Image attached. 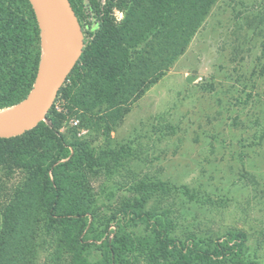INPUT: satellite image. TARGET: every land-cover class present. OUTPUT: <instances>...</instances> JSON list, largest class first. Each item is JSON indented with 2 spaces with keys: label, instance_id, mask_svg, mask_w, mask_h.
Wrapping results in <instances>:
<instances>
[{
  "label": "trees",
  "instance_id": "obj_1",
  "mask_svg": "<svg viewBox=\"0 0 264 264\" xmlns=\"http://www.w3.org/2000/svg\"><path fill=\"white\" fill-rule=\"evenodd\" d=\"M215 1L69 0L77 17L78 3L84 4L97 28L45 115L48 124L41 121L20 136L0 138V264H37L53 233L70 252L71 264H99L87 256L95 202L89 177L95 168L113 170L109 159L116 164L119 153L130 150L96 156L90 142L74 133L67 142L59 133L63 114L55 103L66 100L68 112H81L80 126L109 136L128 105L185 52ZM128 5L123 22L116 24L113 11ZM41 55V29L30 1L0 0V111L34 91ZM259 122L262 129L252 138L258 146L264 142V109ZM15 175L21 180L12 185ZM132 181L129 191L135 195L111 217L118 229L105 245L103 264H260L244 231L223 227L214 234L178 214L173 218L161 206L180 196L184 206L198 203L196 190L146 178ZM129 220L144 223L145 235L125 232Z\"/></svg>",
  "mask_w": 264,
  "mask_h": 264
},
{
  "label": "rangeland",
  "instance_id": "obj_2",
  "mask_svg": "<svg viewBox=\"0 0 264 264\" xmlns=\"http://www.w3.org/2000/svg\"><path fill=\"white\" fill-rule=\"evenodd\" d=\"M67 1L84 48L97 24L84 4L78 3L77 17ZM128 7L113 11L116 24L123 22ZM263 47L264 0H216L185 52L128 105L109 136L80 123L74 126L81 112H68L66 100L55 103L56 112L63 114L59 133L67 142L74 133L90 142L96 156L100 151L130 150L119 153L116 164L109 159L113 170L95 168L89 177L95 201L94 217L89 218L93 225L87 241L89 261L103 264L105 245L118 229V220L111 217L135 195L129 191L132 180L146 178L186 186L193 194L196 190L198 203L186 201L184 206L180 196L161 206L169 208L173 218L178 214L214 234L223 227L244 231L246 244L264 264V142L260 146L252 142L254 130L262 129ZM188 76L195 78L191 84L186 82ZM20 180L15 175L10 184ZM123 227L134 237L147 232L139 221L129 220ZM37 264H71L70 252L57 233L46 238Z\"/></svg>",
  "mask_w": 264,
  "mask_h": 264
},
{
  "label": "water",
  "instance_id": "obj_3",
  "mask_svg": "<svg viewBox=\"0 0 264 264\" xmlns=\"http://www.w3.org/2000/svg\"><path fill=\"white\" fill-rule=\"evenodd\" d=\"M29 1L36 15L38 12L46 20L50 35L59 42L62 49L55 60L50 78L43 82L37 92L31 93L25 101L19 104L24 103V106L15 121L7 124L4 122L6 119H0V138L5 139L20 136L45 120V115L52 107L58 90L80 58L83 49V36L80 28L78 27L76 32L71 28L75 17L67 0ZM194 80V77H186L188 84Z\"/></svg>",
  "mask_w": 264,
  "mask_h": 264
},
{
  "label": "bare ground",
  "instance_id": "obj_4",
  "mask_svg": "<svg viewBox=\"0 0 264 264\" xmlns=\"http://www.w3.org/2000/svg\"><path fill=\"white\" fill-rule=\"evenodd\" d=\"M37 18L39 22V26L41 29V62L39 65L38 76L35 83V89L32 93H35L39 90L40 86L43 84L45 80L50 78L53 73V68L55 64V60L57 59L58 53L61 51L62 47L52 38L50 35L48 23L46 20L40 16L37 12ZM74 32L77 31L78 27L76 28V23L71 26ZM24 103L17 106L12 107L10 109L0 111V119H6L4 122L7 124L13 123L17 118L18 114L22 112V108Z\"/></svg>",
  "mask_w": 264,
  "mask_h": 264
},
{
  "label": "built area",
  "instance_id": "obj_5",
  "mask_svg": "<svg viewBox=\"0 0 264 264\" xmlns=\"http://www.w3.org/2000/svg\"><path fill=\"white\" fill-rule=\"evenodd\" d=\"M78 123H79L78 121H73L74 126H78Z\"/></svg>",
  "mask_w": 264,
  "mask_h": 264
},
{
  "label": "clouds",
  "instance_id": "obj_6",
  "mask_svg": "<svg viewBox=\"0 0 264 264\" xmlns=\"http://www.w3.org/2000/svg\"><path fill=\"white\" fill-rule=\"evenodd\" d=\"M119 18H121V19L123 18L122 14H119Z\"/></svg>",
  "mask_w": 264,
  "mask_h": 264
}]
</instances>
